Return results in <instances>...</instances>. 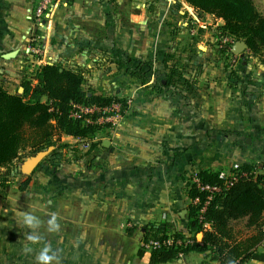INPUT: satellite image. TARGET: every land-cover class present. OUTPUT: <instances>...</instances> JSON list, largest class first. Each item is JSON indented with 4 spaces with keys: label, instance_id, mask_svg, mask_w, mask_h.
I'll return each mask as SVG.
<instances>
[{
    "label": "crops",
    "instance_id": "1",
    "mask_svg": "<svg viewBox=\"0 0 264 264\" xmlns=\"http://www.w3.org/2000/svg\"><path fill=\"white\" fill-rule=\"evenodd\" d=\"M253 1L264 14V0ZM36 2L0 0V85L19 93L23 81L36 83L41 65L58 64L80 70L95 94L118 95L131 104L117 126L102 127L90 138L87 184L56 181L48 202L57 209L58 228L48 216L31 225L27 217L0 220L3 227L23 225L22 232L1 229L0 264L38 256L46 244L48 255L60 258L56 264L65 257L72 264L80 257L88 264H148V252L138 255L145 224L192 235V172L224 174L244 163L264 164V64L249 51L237 65L224 64L216 49L223 20L183 0L61 2L34 32L43 51L37 62L27 54ZM31 61L37 67L29 78ZM73 142L70 135L60 137V143ZM80 202L86 216L77 215ZM67 203L73 216L65 215ZM127 222L130 234L121 227ZM159 264L215 261L190 251Z\"/></svg>",
    "mask_w": 264,
    "mask_h": 264
},
{
    "label": "trees",
    "instance_id": "2",
    "mask_svg": "<svg viewBox=\"0 0 264 264\" xmlns=\"http://www.w3.org/2000/svg\"><path fill=\"white\" fill-rule=\"evenodd\" d=\"M200 12L223 20L222 34L243 41L250 53L264 64V14L253 0H183ZM36 83L25 80L22 91L10 93L0 85V169L7 168L26 148L36 153L49 146L62 147L61 135L86 140L101 127L83 124L69 117L71 104L89 102L100 106L112 101L125 103L118 95L102 96L84 88L80 70L58 64H43L36 72ZM258 163H244L226 178L220 171L200 170L202 184L219 185L204 205L206 192L191 184L188 189V228L193 243L152 249L148 264L177 259L190 251L205 252L215 264H244L263 261L264 250V172L254 173ZM248 173L245 176L243 173ZM227 180V185H224ZM195 199H198L195 202ZM245 218L239 227L238 222ZM208 224V227L204 226ZM247 230V231H246ZM167 229L154 223L142 226V239L161 238ZM174 238L184 234L172 231ZM200 237V239H198ZM145 253L138 251L141 256Z\"/></svg>",
    "mask_w": 264,
    "mask_h": 264
},
{
    "label": "rangeland",
    "instance_id": "3",
    "mask_svg": "<svg viewBox=\"0 0 264 264\" xmlns=\"http://www.w3.org/2000/svg\"><path fill=\"white\" fill-rule=\"evenodd\" d=\"M257 9L260 11L259 6ZM29 56L31 57V60H35L37 57L36 55ZM227 65L229 64L227 63ZM27 67V77L30 78V74L35 73V68L37 66L33 63V61H31ZM84 88L86 90H92L91 85L87 82V80H84ZM21 91L22 90H20V92ZM100 129H102V127ZM90 138L85 142L77 141L75 143L73 142L62 145V147H57V149L52 146V150L41 160V162L29 175L23 174L20 171V166L26 159L35 155L37 152L32 154L27 148L21 151L19 158L15 160L13 164L7 168H1L0 220L5 218L11 222L10 220L13 218L16 219L18 217H28L29 215L36 219H39L41 216H55L57 209L55 207L54 209L51 208V205L48 201L52 200V195H55L54 192H56V181H59L63 178L65 184L77 185L79 182L87 184L86 169L89 165L92 145ZM47 148L43 150H46ZM227 173H224V175ZM79 175H84V177L80 180L78 177ZM79 204H81L79 206L80 212L77 215L80 216L85 213L86 216L88 209L86 207V203L85 206L82 205L83 202H80ZM71 207L72 204H66L65 215L73 216L71 214ZM15 227L17 232H22L23 225H11L10 223H7L5 227L0 225V232L2 229V232H6L7 230L13 233L14 231L12 229ZM34 227H37V229L34 231L35 234L39 235L38 226L36 225ZM121 227H119L120 230L125 228ZM128 228H125L123 231L127 234H130ZM138 247L140 250V245H138ZM35 252L38 253L39 249H37ZM75 259V264H88L87 257ZM16 260L17 262L15 264H38L37 256L34 255L32 257L16 258ZM59 260L60 258H56L52 260L50 264H56V261ZM63 260H65L64 264H72L71 257H65Z\"/></svg>",
    "mask_w": 264,
    "mask_h": 264
},
{
    "label": "built area",
    "instance_id": "4",
    "mask_svg": "<svg viewBox=\"0 0 264 264\" xmlns=\"http://www.w3.org/2000/svg\"><path fill=\"white\" fill-rule=\"evenodd\" d=\"M68 0H37L36 4L32 9V13L30 16V20L33 25V35L31 39V43L27 48V54L36 55L35 58L37 62H42L43 59V51L41 44L39 42V37L37 33L34 32L36 29H40L43 26L44 19L49 12V10L58 5L61 2H66ZM238 40L234 39L231 36L220 34L218 39H216V49L220 53L221 60L225 64H229V66H234L240 61V57L238 54L232 52V46ZM248 49L246 50V52ZM131 104V100L125 98V103L121 104L117 101H112L109 104L100 106L94 103L89 102H74L71 104V108L69 110V117L75 120L81 121L83 124L94 125L99 127L105 126H117L125 112L127 111L129 105ZM77 141H83L75 138ZM262 173L264 172V164H259L254 173ZM197 171L191 173L190 185H195L199 190L206 192V200L204 205H206L212 197V194L220 190L219 185L213 184H202L197 176ZM245 176L248 173H243ZM231 175V172H228L224 176L228 178ZM224 185H227V180H224ZM198 199H195V202ZM122 227L130 228L132 225L130 223L121 224ZM204 226L208 227V224ZM193 243V240L190 239L189 236H184V238H174L172 236V231L167 230L166 234L161 238H150L148 240H144L141 238L140 240V249L145 252H150L152 249H158L162 247H176V246H185L187 244ZM183 254H179V257Z\"/></svg>",
    "mask_w": 264,
    "mask_h": 264
},
{
    "label": "water",
    "instance_id": "5",
    "mask_svg": "<svg viewBox=\"0 0 264 264\" xmlns=\"http://www.w3.org/2000/svg\"><path fill=\"white\" fill-rule=\"evenodd\" d=\"M247 50V46L243 41H237L232 46V52L238 54L241 58L245 57ZM22 90V89H21ZM52 146H49L46 150H42L37 152L35 155L31 156L30 158L26 159L20 166V171L23 174L29 175L41 162V160L47 156V154L52 150ZM184 216V213L181 214ZM200 239V237H198Z\"/></svg>",
    "mask_w": 264,
    "mask_h": 264
},
{
    "label": "clouds",
    "instance_id": "6",
    "mask_svg": "<svg viewBox=\"0 0 264 264\" xmlns=\"http://www.w3.org/2000/svg\"><path fill=\"white\" fill-rule=\"evenodd\" d=\"M34 219V217L32 216H28L27 217V223H29L30 225L32 224V220ZM49 225H56V228H58V224H56V217L53 216L50 220H49ZM52 230V229H49ZM29 240L33 241V242H38L39 238L31 235L28 237ZM51 251L50 246H48L47 244L44 246V248L40 251L39 255L37 256V261L38 264H50V262L54 259H56L55 253H53L52 255H48V253Z\"/></svg>",
    "mask_w": 264,
    "mask_h": 264
}]
</instances>
